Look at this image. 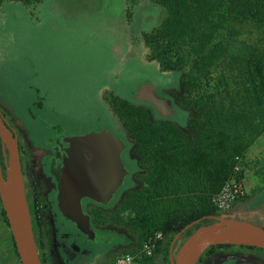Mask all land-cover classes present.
Listing matches in <instances>:
<instances>
[{
  "label": "rangeland",
  "instance_id": "1",
  "mask_svg": "<svg viewBox=\"0 0 264 264\" xmlns=\"http://www.w3.org/2000/svg\"><path fill=\"white\" fill-rule=\"evenodd\" d=\"M122 1L47 0L39 7L37 15H29L22 4L6 3L0 8L2 62L8 60L7 47L11 52V61L3 64L6 74L0 72L3 75L0 77V95L2 103L8 106L5 115L19 135L28 199L33 203L35 195L44 192V178L52 179L50 164L56 155L59 139L103 131L116 135L126 146L122 160L127 176L106 212L89 209L90 203H87V209L96 216L97 224L102 225L93 242L95 247L108 252L123 242H130L131 246L121 250L124 252L120 257L137 256L140 252V240L124 215L119 213V208L128 192L137 188L135 178L142 167L136 145L116 109V101L124 99L149 107L136 99L138 90L145 85L157 88L159 97L173 98L177 102L186 94L184 72L162 71L158 63L149 60L150 51L142 39L144 33L151 32L161 22L164 8L153 3H139L132 7L131 13L124 9L126 28L123 30ZM242 26L239 31L242 40H260L261 36L251 33L252 25ZM241 39L233 36L238 43H242ZM192 116L193 112L180 106L168 120L187 130ZM152 118L157 120L161 117L153 111ZM244 164V179L241 181L245 187L244 196L236 199L226 213L242 220L236 209L247 201L244 206L249 211H256L259 218L253 223L261 225L264 223V192L259 193L264 191L263 140L250 148ZM42 165H47V174L43 173ZM55 205L53 198L49 205V210L55 215L50 222L51 237L60 246L67 242L65 235L68 233L73 243L80 232L74 229V223V227L65 226ZM42 212L44 220L46 210ZM38 225L34 219V235L41 262L56 264L49 254L50 233L44 225ZM193 230L179 235L177 247ZM0 240L3 241L2 238ZM80 241L87 243L88 247L93 245L83 238ZM52 246L55 249V245ZM211 248L198 255L193 264H198ZM57 250L62 259L69 257L62 246ZM2 255L5 256L0 251V258ZM70 256L76 255L70 253ZM3 258L6 264L10 263L6 256Z\"/></svg>",
  "mask_w": 264,
  "mask_h": 264
},
{
  "label": "trees",
  "instance_id": "2",
  "mask_svg": "<svg viewBox=\"0 0 264 264\" xmlns=\"http://www.w3.org/2000/svg\"><path fill=\"white\" fill-rule=\"evenodd\" d=\"M44 1L0 0V8L22 4L29 15H37ZM139 3L165 10L142 39L149 60L162 71L184 72L186 94L178 104L193 112L184 130L169 120H154L152 109L142 105L124 99L115 104L142 167L140 186L127 195L119 213L136 232L140 252L163 234L151 256L141 253V261L152 264L160 254L166 259L187 226L222 215L214 198L228 183L243 181L250 148L264 143V0H126V12ZM244 24L252 25L260 40H242Z\"/></svg>",
  "mask_w": 264,
  "mask_h": 264
},
{
  "label": "water",
  "instance_id": "3",
  "mask_svg": "<svg viewBox=\"0 0 264 264\" xmlns=\"http://www.w3.org/2000/svg\"><path fill=\"white\" fill-rule=\"evenodd\" d=\"M136 99L149 103L161 118L176 114L172 102L158 97L151 85L142 86ZM0 139L6 162L5 175L0 162V199L18 255L22 264H42L27 200L18 136L1 112ZM124 150L122 140L108 131L57 141L56 155L50 169L59 181V211L91 239L95 238L96 233L90 216L83 211L82 202L88 200L103 206L112 202L127 176L122 163ZM204 221L206 223L197 228ZM189 229L194 230L177 248L172 264H193L192 257L196 251H200V256L203 251L215 246L264 250V226L236 220V216L230 217L227 213L204 217L187 226L184 232ZM179 235L172 246L177 243Z\"/></svg>",
  "mask_w": 264,
  "mask_h": 264
},
{
  "label": "crops",
  "instance_id": "4",
  "mask_svg": "<svg viewBox=\"0 0 264 264\" xmlns=\"http://www.w3.org/2000/svg\"><path fill=\"white\" fill-rule=\"evenodd\" d=\"M46 1H44V3ZM62 1H66V0H62ZM122 3H123L122 5V9H123L122 27L124 30L126 28V21H125L126 17L124 14L126 0H123ZM7 49H8L7 58L9 61H11L10 60V57H11L10 49L9 47H7ZM1 52H2V49L0 48V72H4V74H6V71L3 68V64L8 60H5L2 62L4 57L2 56ZM1 76L3 75L0 73V77ZM1 100H2V97L0 95V111L3 110L2 112H6L4 114H7L8 106L5 103H2ZM262 192L264 191H261L259 193H262ZM246 202L247 201H244V203ZM45 210H46V215L44 217V228L48 232V234L50 233V238L52 240V243L49 245L51 246L49 254L51 256V259L55 260L56 264H61V263L63 264H70V263L71 264H114L115 261L118 259V257H120L123 254L124 251L121 252V250L126 249L128 246H131L130 242H128L129 244L123 242L121 245L113 247L111 251L105 252L104 249L100 247H95V245L93 244V242L95 241L92 240L90 243L93 244L94 246L92 245L88 247L87 243L84 244L83 242H80V244L79 243L77 244L76 242H74L75 247L73 251L72 250L70 251L68 248V245L66 246L65 243H63V245L60 244V246H62L63 250L69 254V257L62 259L59 256V252L57 250L60 246L57 245L54 237L53 238L51 237L52 232H50L51 231L50 222L53 220V217L51 215V212L50 214L47 213V211H49L48 207H45L44 211ZM3 212L4 211L2 210V205H0V230L1 232H3V234L2 233L0 234V239L1 238L3 239V241L0 240V251L4 252L6 258L10 260L9 264H22L21 259L18 255L16 246H15V243H14V239H13L9 224L7 222L5 223ZM237 215L240 218H242L243 221H247L250 223H253V222H256V220L257 221L259 220V218L257 219L258 215L256 211L247 210V207L244 206L243 204H242V209L241 208L238 209ZM261 223H260L261 225H258V226H264V223L263 222ZM53 244L55 245V249H53V246H52ZM49 246L46 247L48 250H49ZM177 246H178L177 243L174 246H172L171 244L168 249V254L166 256V259L164 258L163 254H160L156 256L152 264H172V258L178 248ZM75 249H78V250L75 251ZM81 250L85 257H82L81 255H79L78 252ZM70 253L75 254L77 257L70 256ZM5 256L2 255V257L0 258V264H6L7 261L6 259L4 260L3 258ZM228 260H230L229 264H233L234 260L236 261V263L234 264H248V263L264 264V250H260L256 248L241 247V246H230L228 248L221 249L216 254V256L214 255L213 257L208 258L204 262V264H223L225 261H228Z\"/></svg>",
  "mask_w": 264,
  "mask_h": 264
},
{
  "label": "flooded vegetation",
  "instance_id": "5",
  "mask_svg": "<svg viewBox=\"0 0 264 264\" xmlns=\"http://www.w3.org/2000/svg\"><path fill=\"white\" fill-rule=\"evenodd\" d=\"M155 88V87H154ZM155 91H156V94H157V88H155ZM157 96H158V94H157ZM159 97V96H158ZM161 98V97H160ZM162 99H168V100H170L171 102H172V104H173V107L175 108V110H176V112H177V109H179V104H178V102H177V100H175V99H173V98H162ZM139 102H141V103H147V102H143V101H139ZM148 105H149V107L148 106H145V105H142V104H138V105H142V106H144V107H146V108H149V109H152V111H155L154 110V108L149 104V103H147ZM1 113H2V115L4 116V118L7 120V122H8V124L10 125V127L12 128V125L10 124V122L8 121V119H7V116L2 112V111H0ZM156 112V111H155ZM153 116V115H152ZM173 117V116H172ZM169 118H171V117H169ZM169 118H162V119H165V120H168ZM13 129V128H12ZM15 133H16V131H15ZM16 135L18 136V141H19V146H20V153H21V162H22V167H23V172H24V163H23V152H22V148H21V143H20V139H19V135L16 133ZM114 136H116V135H114ZM132 141V140H131ZM134 144V143H133ZM125 149H126V146H125ZM124 152H125V150H124ZM124 152H123V154H124ZM55 154V151H54V153L52 154V155H54ZM123 154H122V159H123ZM133 154V153H132ZM53 159V158H52ZM5 159H4V153H3V146H2V143H1V139H0V162H1V166H2V169H3V172H4V175H5V161H4ZM51 163H52V160H51ZM122 163H123V160H122ZM123 165H124V163H123ZM43 166V165H42ZM50 167H51V164H50ZM124 167H125V165H124ZM46 169H47V165L44 167L43 166V173H45L46 172ZM52 173V172H51ZM141 173V170H139L138 171V173L136 174V183H137V188H139V185H140V182H138L137 180V177H138V175ZM46 174H47V172H46ZM24 176H25V172H24ZM139 183V184H138ZM123 185V184H122ZM25 186H26V181H25ZM122 187V186H121ZM120 187V188H121ZM119 188V189H120ZM136 188V189H137ZM58 189H59V181H58V179H57V177L56 176H54L53 174H52V179H47V178H44V192H38L36 195H35V198H34V201H33V203H30V201H29V199H28V192L26 191V193H27V200H28V203H29V207H30V212H31V210H33L32 208H34V214H33V212H31V217H32V223H33V221H34V219L36 220V222H37V224H39L40 226H42V225H44V220H42V218H43V216H42V211H44V208L45 207H48V210H49V208H50V200L52 201L53 200V198H54V202H55V206L58 208V200H57V194H58ZM118 189V190H119ZM136 189H134V190H136ZM117 190V191H118ZM134 190H132V191H134ZM132 191H130V192H132ZM130 192H128V193H130ZM128 193H126V195L128 194ZM116 194V193H115ZM87 203L89 204V203H91V206H90V208L89 209H91V208H94V209H96V211H98V212H106L107 210H108V208H109V206H110V204L109 205H105V206H103V205H99V204H96V203H93V202H91V201H89V202H85V200L82 202V205H83V211H84V213L85 214H87V215H89L90 216V219H91V225L93 226V228H94V230H95V233H96V236H95V238L94 239H91V238H89L88 236H85L84 234H82L79 230H78V232H80L79 233V236H76L77 238H75V241L74 242H76L77 244L79 243L80 244V238H83L86 242H91L92 240L93 241H96V238H97V232L99 233V232H101V227H102V225H99V223L97 224V222H96V216L94 215V214H92V212H90L88 209H87ZM246 203H243V205H245ZM0 205H2V210L4 211V209H3V204H2V201H1V199H0ZM240 208H242V205H239L238 206V208L236 209V213L238 212V209H240ZM59 210V209H58ZM50 212H51V210H49V211H47V213L48 214H50ZM51 215H52V217H53V219L55 218V215L53 214V213H51ZM59 215H61L60 217H61V219L63 220V222H64V224H65V226H68V228L71 226V227H74L73 225H72V222H70L69 220H67L66 218H64L63 216H62V214L61 213H59ZM3 217H4V219H5V223L7 222L8 223V221H7V218H6V215H3ZM38 225V226H39ZM59 225H61V224H59ZM34 227V226H33ZM34 229V228H33ZM74 229H77V227H76V225H75V227H74ZM191 229H189L188 231H190ZM36 232V231H35ZM184 232V231H183ZM185 234L187 233V231H185L184 232ZM70 235L67 233L66 235H65V237L67 238V242H65V245L67 246L68 245V248H69V250L71 251H73V249H74V247H75V245H74V242L72 243V242H70V237H69ZM225 248H228V247H222V248H220V247H212V252L210 253V252H207L206 253V255H205V257H202L201 259H200V261L198 262V264H204V262L208 259V258H211V257H213L214 255L216 256V254L221 250V249H225ZM211 250V249H210ZM209 250V251H210ZM79 253V255H81L82 257H85L84 256V254H83V252H82V250L81 251H79L78 252ZM229 261L230 260H228V261H225L223 264H229ZM234 263H236V261L234 260L233 261V264Z\"/></svg>",
  "mask_w": 264,
  "mask_h": 264
},
{
  "label": "built area",
  "instance_id": "6",
  "mask_svg": "<svg viewBox=\"0 0 264 264\" xmlns=\"http://www.w3.org/2000/svg\"><path fill=\"white\" fill-rule=\"evenodd\" d=\"M245 187L242 182L232 181L224 186L221 192L214 198L213 202L221 213H226L231 210L233 203L236 199L244 196ZM163 239L162 233H157L154 240L148 241L144 245L143 251L137 256L125 255L119 257L114 264H144L141 259V253L143 252L147 256H151L156 248V244Z\"/></svg>",
  "mask_w": 264,
  "mask_h": 264
},
{
  "label": "bare ground",
  "instance_id": "7",
  "mask_svg": "<svg viewBox=\"0 0 264 264\" xmlns=\"http://www.w3.org/2000/svg\"><path fill=\"white\" fill-rule=\"evenodd\" d=\"M199 250L198 251H196L195 253H194V255H193V257H192V261H195V259L198 257V255H199Z\"/></svg>",
  "mask_w": 264,
  "mask_h": 264
}]
</instances>
